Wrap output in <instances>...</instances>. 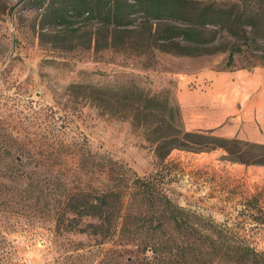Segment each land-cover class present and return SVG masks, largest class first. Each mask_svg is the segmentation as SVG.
Returning a JSON list of instances; mask_svg holds the SVG:
<instances>
[{"label": "trees", "instance_id": "16d2710c", "mask_svg": "<svg viewBox=\"0 0 264 264\" xmlns=\"http://www.w3.org/2000/svg\"><path fill=\"white\" fill-rule=\"evenodd\" d=\"M19 1L25 7L43 9L40 43L66 52L129 48L141 55L158 52L179 57L226 53L220 71H232L236 55L253 61L248 70L264 67V0ZM11 9L6 0H0V14ZM90 23L97 27L87 29ZM70 89L100 116L128 121L152 148L155 170L139 177L105 154H92L84 141L76 147L74 166L65 157H47L42 164L52 167L54 178L21 194L4 182L13 177L0 157V214H22L31 207L34 195L35 203L52 207L53 226L60 236L94 239L93 246L101 249L96 264H264V253L241 236L239 223H216L175 203L161 186L166 159L173 151H221L230 163L264 166V144L223 138L213 131H186L177 102L164 94H151L133 81ZM6 152L0 142V154ZM239 214L260 223L264 210L256 199H247ZM93 246L75 248L64 259L79 258L88 264ZM10 248L0 233V264Z\"/></svg>", "mask_w": 264, "mask_h": 264}, {"label": "rangeland", "instance_id": "374dc122", "mask_svg": "<svg viewBox=\"0 0 264 264\" xmlns=\"http://www.w3.org/2000/svg\"><path fill=\"white\" fill-rule=\"evenodd\" d=\"M6 1L12 9L0 14V142L7 152L0 157L13 177L4 182L21 194L34 190L36 183L45 184L54 178L52 167L42 164L47 157H65L68 165L74 166L76 147L84 141L92 154H105L139 177L148 176L156 168L152 148L128 121L100 116L90 102L70 89L72 85L133 81L151 94H164L177 102L178 80L220 71L226 61V53L179 57L158 52L141 55L129 48L66 52L40 43L43 9L25 7L19 0ZM96 27L90 23L87 29ZM261 48L264 52V44ZM252 64L247 56L236 55L232 71L248 70ZM181 119L188 131L191 121L187 116L183 119L182 114ZM91 183L96 185L95 181ZM161 183L175 203L210 216L216 223H239L243 227L241 236L264 253V217L258 223L239 214L247 199H256L264 210V166L230 163L221 151H173L166 159ZM33 197L22 216L0 214V233L12 248L2 264H82L79 258L67 261L65 255L75 248L93 246L94 239L60 236L53 226L52 207L35 203ZM90 251L88 264H96L101 249L93 246Z\"/></svg>", "mask_w": 264, "mask_h": 264}, {"label": "crops", "instance_id": "0c3cea01", "mask_svg": "<svg viewBox=\"0 0 264 264\" xmlns=\"http://www.w3.org/2000/svg\"><path fill=\"white\" fill-rule=\"evenodd\" d=\"M175 97L183 119L191 121L188 131L264 144V69L193 75L178 80Z\"/></svg>", "mask_w": 264, "mask_h": 264}]
</instances>
